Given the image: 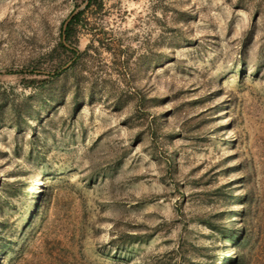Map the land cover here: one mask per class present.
Returning a JSON list of instances; mask_svg holds the SVG:
<instances>
[{
  "label": "rangeland",
  "instance_id": "rangeland-1",
  "mask_svg": "<svg viewBox=\"0 0 264 264\" xmlns=\"http://www.w3.org/2000/svg\"><path fill=\"white\" fill-rule=\"evenodd\" d=\"M83 2L0 0V264H264V0Z\"/></svg>",
  "mask_w": 264,
  "mask_h": 264
},
{
  "label": "trees",
  "instance_id": "trees-1",
  "mask_svg": "<svg viewBox=\"0 0 264 264\" xmlns=\"http://www.w3.org/2000/svg\"><path fill=\"white\" fill-rule=\"evenodd\" d=\"M95 1L96 0H88V3L84 7V9H82L77 15H75L68 22L64 32L62 31V27H61L60 39L54 50H61L63 52L71 54L72 57L75 58L71 66H73L76 63L77 58H78L77 50L72 47V44L74 42L75 33H76V26L79 23L80 18L84 13V10L91 6H94ZM57 73L58 71L54 70L53 73L49 74L48 78L57 76L58 75ZM217 194H220L222 196V194L219 193V191ZM224 194H225V200L229 199V192L225 191ZM237 214L238 213H236V215ZM215 218H216V215L204 216L200 219L201 220L200 223L203 224L207 229L211 231L217 230L219 233H223L224 232L223 229L222 228L220 229V227H217V225H215V220H216ZM227 220L230 221V215L228 213H227ZM227 234H228L227 239L229 241H232L233 239H237L238 235H244V226L243 227L241 226L238 231L237 229H233L232 227H229L227 230ZM243 237L241 236L240 240H242ZM235 248H236L235 246L231 247V251L233 255L228 259L226 264H240L241 259H240L239 253L236 251ZM201 249L202 247H199L198 245L190 241H187L185 238H181L177 242L174 249L164 254L155 256L153 260L146 261L144 264H199V262L196 261L195 258L199 254H201L200 253ZM203 256L210 259V255L208 254L203 255ZM203 264H216V262L208 261Z\"/></svg>",
  "mask_w": 264,
  "mask_h": 264
},
{
  "label": "water",
  "instance_id": "water-1",
  "mask_svg": "<svg viewBox=\"0 0 264 264\" xmlns=\"http://www.w3.org/2000/svg\"><path fill=\"white\" fill-rule=\"evenodd\" d=\"M88 3V0H85L83 2L82 5H80L79 7L75 8L71 14L67 17V19L64 21L63 25H62V31L64 32L68 22L75 16L77 15L82 9H84V7L86 6V4ZM64 39V38H63Z\"/></svg>",
  "mask_w": 264,
  "mask_h": 264
}]
</instances>
